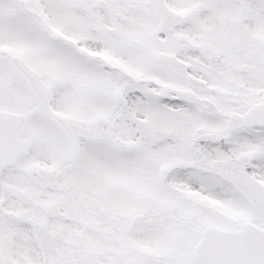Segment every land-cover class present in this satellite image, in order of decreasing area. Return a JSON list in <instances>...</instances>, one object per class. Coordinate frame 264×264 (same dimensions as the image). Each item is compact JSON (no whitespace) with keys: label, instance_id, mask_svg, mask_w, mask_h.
<instances>
[{"label":"snow or ice","instance_id":"6c2138e0","mask_svg":"<svg viewBox=\"0 0 264 264\" xmlns=\"http://www.w3.org/2000/svg\"><path fill=\"white\" fill-rule=\"evenodd\" d=\"M0 264H264V0H0Z\"/></svg>","mask_w":264,"mask_h":264}]
</instances>
